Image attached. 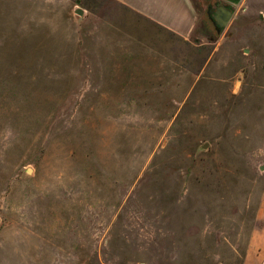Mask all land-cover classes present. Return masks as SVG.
Listing matches in <instances>:
<instances>
[{"label":"rangeland","instance_id":"obj_1","mask_svg":"<svg viewBox=\"0 0 264 264\" xmlns=\"http://www.w3.org/2000/svg\"><path fill=\"white\" fill-rule=\"evenodd\" d=\"M77 2L0 0V264H241L264 191V0L216 52L162 34L170 57L139 62Z\"/></svg>","mask_w":264,"mask_h":264},{"label":"crops","instance_id":"obj_2","mask_svg":"<svg viewBox=\"0 0 264 264\" xmlns=\"http://www.w3.org/2000/svg\"><path fill=\"white\" fill-rule=\"evenodd\" d=\"M79 1L77 3H80ZM88 1V7L94 9L90 14H93L94 20H97L104 33H119L120 39L127 43L121 47L119 53L117 51L114 54L134 56L136 62H139L145 56L170 57L169 53L158 51L153 43L156 39L163 41L162 34L198 45L214 44L213 52L226 47L224 44L230 43L224 42L230 40L224 39V36L233 26L244 0ZM73 9L88 12L85 7L80 8L79 4ZM227 10L230 14L225 19ZM208 27H211L217 36L209 38ZM197 39L199 41H196ZM172 62L176 64V60L172 59ZM254 222L241 264H264V191L259 196ZM185 248L187 249V246ZM228 248L232 254L239 255L238 248L233 244L228 245Z\"/></svg>","mask_w":264,"mask_h":264},{"label":"water","instance_id":"obj_3","mask_svg":"<svg viewBox=\"0 0 264 264\" xmlns=\"http://www.w3.org/2000/svg\"><path fill=\"white\" fill-rule=\"evenodd\" d=\"M76 13H78V14H83V10L82 9H77L76 10ZM229 14H230V11L229 10H227L226 11V16H225V19H227L228 18V16H229Z\"/></svg>","mask_w":264,"mask_h":264}]
</instances>
